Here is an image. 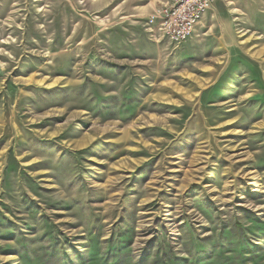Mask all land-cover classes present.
<instances>
[{
  "label": "rangeland",
  "instance_id": "obj_1",
  "mask_svg": "<svg viewBox=\"0 0 264 264\" xmlns=\"http://www.w3.org/2000/svg\"><path fill=\"white\" fill-rule=\"evenodd\" d=\"M168 1L0 0V264H264V0Z\"/></svg>",
  "mask_w": 264,
  "mask_h": 264
},
{
  "label": "built area",
  "instance_id": "obj_2",
  "mask_svg": "<svg viewBox=\"0 0 264 264\" xmlns=\"http://www.w3.org/2000/svg\"><path fill=\"white\" fill-rule=\"evenodd\" d=\"M215 0H169L155 8L147 18L148 26L159 36L179 45L190 40L212 11Z\"/></svg>",
  "mask_w": 264,
  "mask_h": 264
},
{
  "label": "crops",
  "instance_id": "obj_3",
  "mask_svg": "<svg viewBox=\"0 0 264 264\" xmlns=\"http://www.w3.org/2000/svg\"><path fill=\"white\" fill-rule=\"evenodd\" d=\"M156 7H159V6H156ZM156 7H155V8H156ZM155 8H154V9H155ZM212 10H213V9H212ZM211 12H212V11H211ZM211 12H210V15H211ZM151 13H152V10H151ZM151 13H150V14H151ZM150 14H149V15H150ZM213 15H214V14H213ZM213 15H211V16L213 17ZM207 17H208V15L206 16L205 20L207 19ZM205 20H204V21H205ZM203 23H204V22H203Z\"/></svg>",
  "mask_w": 264,
  "mask_h": 264
}]
</instances>
